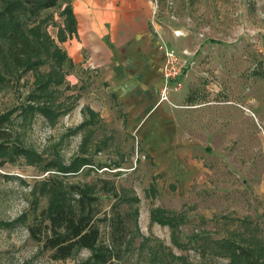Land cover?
<instances>
[{
    "label": "rangeland",
    "instance_id": "obj_1",
    "mask_svg": "<svg viewBox=\"0 0 264 264\" xmlns=\"http://www.w3.org/2000/svg\"><path fill=\"white\" fill-rule=\"evenodd\" d=\"M9 1L0 0V11ZM151 2L160 19L200 43L173 132L162 120L156 134L136 132L117 103L111 117L80 126L88 118L83 94L96 73L67 63L50 98L55 113L26 117L21 108L37 72L45 74L52 60L44 56L37 72L0 68V114H9L10 130V152L0 155V264H83L90 255L83 248L52 260L30 236L54 181L62 190L96 187L111 264H243L235 246L264 264V0ZM67 4L58 0L39 13V35L56 46ZM15 147L27 152L13 155ZM53 160L62 171L46 170ZM110 186L117 195L105 194ZM119 218L124 233L112 243L110 224Z\"/></svg>",
    "mask_w": 264,
    "mask_h": 264
},
{
    "label": "crops",
    "instance_id": "obj_2",
    "mask_svg": "<svg viewBox=\"0 0 264 264\" xmlns=\"http://www.w3.org/2000/svg\"><path fill=\"white\" fill-rule=\"evenodd\" d=\"M71 6L76 30L58 47L67 65L96 73L83 94L86 120L109 115L117 103L136 132L145 134L153 128L156 134L159 120L166 132H173L176 106L185 101L194 74L188 69L181 76V88L171 90L168 101H159L165 60L161 47L174 46L178 53L185 49L190 53L185 57L195 64L200 43L188 38L184 28L160 19L159 5L151 0H71ZM179 29L183 34L175 35Z\"/></svg>",
    "mask_w": 264,
    "mask_h": 264
},
{
    "label": "trees",
    "instance_id": "obj_3",
    "mask_svg": "<svg viewBox=\"0 0 264 264\" xmlns=\"http://www.w3.org/2000/svg\"><path fill=\"white\" fill-rule=\"evenodd\" d=\"M58 0H12L7 2L0 11V68L4 71L8 65L11 69H22L23 72L34 69L44 63V56L52 60L54 66L43 73L37 72L35 88L33 89L26 105L21 109L28 117L35 113L43 116L54 114V107L50 102L54 95L55 87L63 82V65L67 62L65 53L55 42L47 36L39 35L37 27L42 24L39 21V13L43 9L53 8ZM62 13L65 15L62 28H59L58 37L62 40L65 35L70 36L76 30V21L72 6L67 4ZM36 25H31L33 23ZM44 37V38H43ZM69 63V62H67ZM9 69V70H11ZM0 70V80L3 77ZM52 94V95H51ZM42 100V98H44ZM92 114V113H91ZM90 114V115H91ZM9 114H0V155L8 154L10 130L6 127ZM93 119L83 120L80 126L89 125ZM13 155L27 152L25 149L15 147ZM4 159L0 161V165ZM46 170L62 171L58 160L49 161ZM69 190L61 189L51 182L44 191L48 196L47 206L38 214L39 220L29 227V233L33 240L41 244V248L49 251L52 260H65L71 258L80 249H87L90 255L83 260V264H111L113 250L101 241L100 223L107 221L106 216H98L100 202L96 187L89 184L68 186ZM113 192L114 186L108 187L105 194ZM112 243L117 242L118 236L124 233V221L119 218L111 224ZM116 235V239H114ZM236 256L242 258L243 264H263L258 257L253 255L247 247H232Z\"/></svg>",
    "mask_w": 264,
    "mask_h": 264
},
{
    "label": "built area",
    "instance_id": "obj_4",
    "mask_svg": "<svg viewBox=\"0 0 264 264\" xmlns=\"http://www.w3.org/2000/svg\"><path fill=\"white\" fill-rule=\"evenodd\" d=\"M175 35L182 34L180 30L174 31ZM164 53V67H163V85L159 90V101L166 102L169 100V92L171 89H180L182 86L181 76L189 69L191 60L185 56L190 55L187 50H182L178 53L174 48L164 45L161 47Z\"/></svg>",
    "mask_w": 264,
    "mask_h": 264
}]
</instances>
